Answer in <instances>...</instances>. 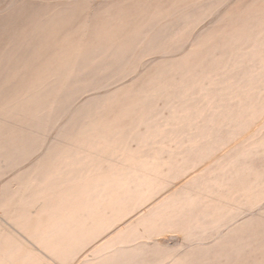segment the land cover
<instances>
[{"label":"bare ground","instance_id":"6f19581e","mask_svg":"<svg viewBox=\"0 0 264 264\" xmlns=\"http://www.w3.org/2000/svg\"><path fill=\"white\" fill-rule=\"evenodd\" d=\"M221 15H232L222 0H0V169L35 161L0 193V264H260L264 166L244 165L261 169L264 138L242 126L264 28L234 32ZM121 71L32 145L67 84ZM223 131L225 146L201 157ZM154 138L175 149L154 150ZM222 183L231 192L215 191Z\"/></svg>","mask_w":264,"mask_h":264},{"label":"rangeland","instance_id":"374dc122","mask_svg":"<svg viewBox=\"0 0 264 264\" xmlns=\"http://www.w3.org/2000/svg\"><path fill=\"white\" fill-rule=\"evenodd\" d=\"M101 0H96V2H100ZM182 1H202V0H182ZM204 1V0H203ZM224 5L227 6V11L231 13L232 15H221L223 18H227L226 25L227 28L230 30H233L234 32H239V31H247L248 27L251 25L253 26V31H258L260 28H264V0H222ZM236 8V9H235ZM236 14V15H233ZM241 14V15H240ZM216 15H211L210 20L212 18H215ZM213 22V25H212ZM211 23L205 24L203 22V30L208 28H214V21ZM190 25L189 27H191ZM193 28V27H192ZM194 30V29H193ZM190 29V31L187 32V37H191L193 34L196 36L199 34L201 31L200 28L194 31ZM130 63L127 64L125 67L124 71H130L133 69H136L138 67V63L136 60H131L129 61ZM261 67H263L264 70V60L261 61ZM124 71H121L120 73H110L107 74L106 76L97 78L93 81L90 80H82L76 83L72 84H67L62 90H60V95H62L63 99L61 103H59L56 107L49 109L47 112V116H49V122L47 125L43 127V129L40 131V133L36 136V138L32 139L31 143L32 145L39 146L41 144H45L47 142V139L52 136L56 132L57 126H59V122H57L61 117L65 119L71 108L75 106V103H80L87 101L89 99L93 98H98L104 94H106L109 91H112L116 86H117V81L119 79V75L123 74ZM89 95H87V94ZM233 93H230L228 98L232 96ZM255 94L256 98L255 101L251 102L250 108L248 107V110L245 112V122L242 126L243 130L249 131V135H252L254 141L256 142H261L264 138V132L261 134V128H259V120L262 121L261 119L264 118V75L261 77L260 81L258 82L257 86L255 87ZM78 101V102H77ZM215 101V100H214ZM250 101V100H249ZM73 104V105H71ZM112 115H109L110 119ZM119 121V120H117ZM113 123V121L111 120ZM110 122V123H111ZM264 122V121H262ZM56 124V125H55ZM3 125H0V127ZM225 125L221 124L219 127H224ZM4 127V126H3ZM55 128V129H54ZM45 129V130H44ZM230 132L236 137V139L239 138V140L245 142L244 138L242 135L239 133L238 127L231 128L229 129ZM53 131V132H52ZM231 136L228 133H225L223 131L222 136L218 135H213L207 137L208 139L214 140L216 142H210V144H215L213 147H211V150L209 149L206 154L202 155L201 157H206L211 156L215 152H217L218 149L223 148L227 142V140ZM205 138V136L203 137ZM150 143H154L153 149L154 150H160L161 152L164 150H174L175 149V144L174 143H167L166 141L164 142H159L157 138L151 139ZM246 143V142H245ZM249 143V141H247ZM258 143V144H259ZM152 144L150 147H145V148H151ZM233 148V146H231ZM175 152V151H173ZM222 153V152H221ZM210 154V155H209ZM220 154V153H219ZM218 154V155H219ZM261 154V155H260ZM258 156L259 159V166L261 169H259L255 164H252V166H245V168H253L251 170V173H258V171H262V167L264 166V150L261 151ZM174 155V153H173ZM165 156L166 155H162ZM207 156V157H208ZM261 157V158H260ZM18 162L15 163L16 168L14 170H7V169H0V193H2L3 190H5L8 186V184L15 180L18 176H20L22 173L27 171V169H30L35 164V161L31 157H27L25 155H18L17 160ZM23 166V167H22ZM21 167V168H20ZM264 169V168H263ZM5 177V178H4ZM233 187V185L230 184H223L221 187H217L215 191H218L219 189H225L228 188L227 191H230V188ZM259 192L261 193L263 199H264V185L260 187ZM58 196V199L56 197H52L50 199V202L52 205H59L62 201L60 200ZM50 198V197H49ZM48 198V199H49ZM233 207V205H232ZM231 203L229 200H225V203L221 207H218L215 214L216 215H221L222 213H225L227 211H230L229 209L231 208ZM251 215H256V210L251 214ZM257 215L259 217V223L260 225V234H259V242H260V264H264V206L261 207V209L257 212ZM247 217L244 218V222H246ZM243 222V223H244ZM2 228H0L1 232ZM18 240L21 241V238H18ZM20 248L21 254H24L27 258H35L36 255H43L41 254L42 251L38 250L35 246L32 247L29 244L24 243L23 245L20 244L19 242L17 243L14 241V244ZM32 249V250H31ZM31 250V251H30ZM50 260V261H48ZM64 261V262H63ZM48 264H71L72 259L67 257L61 261H56L55 259L47 258ZM52 262V263H51Z\"/></svg>","mask_w":264,"mask_h":264}]
</instances>
